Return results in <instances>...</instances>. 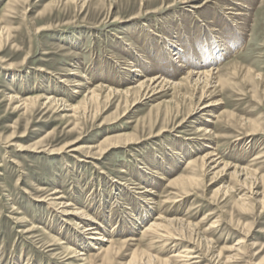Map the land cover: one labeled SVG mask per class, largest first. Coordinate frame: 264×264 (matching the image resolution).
I'll return each mask as SVG.
<instances>
[{
    "label": "rangeland",
    "instance_id": "obj_1",
    "mask_svg": "<svg viewBox=\"0 0 264 264\" xmlns=\"http://www.w3.org/2000/svg\"><path fill=\"white\" fill-rule=\"evenodd\" d=\"M0 264H264V0H0Z\"/></svg>",
    "mask_w": 264,
    "mask_h": 264
},
{
    "label": "bare ground",
    "instance_id": "obj_2",
    "mask_svg": "<svg viewBox=\"0 0 264 264\" xmlns=\"http://www.w3.org/2000/svg\"><path fill=\"white\" fill-rule=\"evenodd\" d=\"M227 10H233L232 8H229V9H227ZM238 11V10H237ZM246 14V13H245ZM245 14L244 13H239V12H237V13H235L234 14V16L236 17H242V16H245ZM241 19V18H240ZM243 28V27H242ZM179 53V52H178ZM177 57V56H176ZM126 63V62H125ZM127 64H129V62L127 61ZM180 66H182V65H180ZM203 71V70H202ZM215 71V70H214ZM214 71L213 70H210V71H204V72H196V73H190V74H187V79H186V83L188 82V84H193V85H197L200 81H201V79H203V80H205V81H210V80H213L214 79ZM160 77V76H159ZM157 78V77H154V78H151V79H147V80H143V81H140V82H137L138 84L136 85L137 87L136 88H138V89H142V90H144V92H145V90L147 91H155V90H161L162 88H163V86L164 85H166L165 83H167V82H165L164 80H160V78ZM162 79V78H161ZM185 82V81H184ZM169 83V82H168ZM167 83V84H168ZM170 84V83H169ZM201 84V83H200ZM199 85V84H198ZM175 86H181V84H176ZM203 86V85H202ZM133 89H135V88H133ZM204 89V88H203ZM137 90V89H136ZM132 91V90H131ZM156 91V92H157ZM150 93H152V92H150ZM204 99V98H203ZM205 101V100H204ZM200 102H202V101H200ZM221 103H205V102H202L201 104H199V105H197L196 107H194V109H193V114L194 115H196L197 113H199V112H201V113H204V112H207L206 114H208L207 116H213L212 114H211V111H210V109L211 108H213V107H215V106H218V105H220ZM200 113V114H201ZM191 116V115H190ZM210 118V117H209ZM206 121H208L209 122V119H206ZM199 130H201V128L199 129ZM204 130V129H203ZM203 130H201V131H203ZM205 131V130H204ZM203 131V132H204ZM208 132V131H207ZM205 134H207V133H205ZM207 147V146H206ZM214 156H216V155H214V154H212V155H210V156H204L203 158H202V162H203V164H204V166H206L207 165V161L209 160V162L208 163H210V164H217L216 166H215V168H217L218 167V165L219 164H221L220 162H217L218 161V158H216L215 160H211V157L213 158ZM210 157V158H209ZM221 161V160H220ZM210 166V165H209ZM143 192H149L150 193V191L147 189V190H144ZM57 193V192H56ZM55 193V194H56ZM59 198V197H58ZM61 198V197H60ZM59 198V199H60ZM54 199V198H53ZM57 199V198H56ZM58 200V199H57ZM61 205V204H60ZM59 206V205H58ZM69 206V204H66V205H63V207H61V208H67ZM59 207V208H60ZM58 208V209H59ZM67 211V210H66ZM68 215H70V216H75L76 218L78 217L79 219H80V221L81 220H85V217L83 218V216L84 215H82V212H80L78 209L77 210H73V211H71V212H68L67 213ZM80 224H82V231L86 234V235H88V239L91 241V242H93V243H95V244H93L94 246H93V249L94 250H97V251H99L100 250V248H98L97 247V245L99 244V241L100 242H107V240H105V238H104V236H102V234L99 232V230L97 229V228H95V227H93L92 225H90V224H84L83 223V221H81V223ZM80 224H79V226H80ZM153 225H154V227H156L157 228V225H155V224H151V227H153ZM144 228V227H143ZM150 227H147L146 229H145V231H147V232H150ZM87 256V254L86 253H83V252H81L77 257L78 258H80L79 260L80 261H87L88 259L87 258H85ZM83 258H85V259H83Z\"/></svg>",
    "mask_w": 264,
    "mask_h": 264
}]
</instances>
